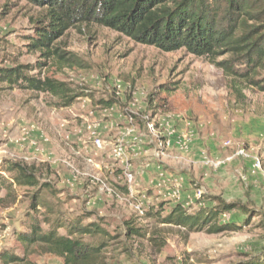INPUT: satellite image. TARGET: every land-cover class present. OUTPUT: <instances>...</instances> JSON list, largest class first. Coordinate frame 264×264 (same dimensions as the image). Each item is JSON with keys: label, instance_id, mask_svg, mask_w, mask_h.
<instances>
[{"label": "rangeland", "instance_id": "1", "mask_svg": "<svg viewBox=\"0 0 264 264\" xmlns=\"http://www.w3.org/2000/svg\"><path fill=\"white\" fill-rule=\"evenodd\" d=\"M44 14L25 1L0 0V70L46 63L27 75L66 83L80 98L64 107L51 95L0 83V167L36 166L65 201L63 213L106 219L116 236L106 264L264 261V93L244 83L240 98L210 59L183 49L165 53L98 26L72 28L56 41L81 65L61 67L27 47ZM257 79L264 80V70ZM111 97L114 106L104 108L100 101ZM216 197L246 205L249 223L237 210L219 222L239 231L186 234L160 222L176 205L194 213L214 207L208 199ZM160 205V217H145ZM29 213L26 190L13 206L0 207V253L24 256L15 236ZM128 223L145 237L127 239ZM151 239L163 241L162 250ZM23 264L63 262L30 253Z\"/></svg>", "mask_w": 264, "mask_h": 264}, {"label": "trees", "instance_id": "2", "mask_svg": "<svg viewBox=\"0 0 264 264\" xmlns=\"http://www.w3.org/2000/svg\"><path fill=\"white\" fill-rule=\"evenodd\" d=\"M17 1H25L45 11L42 19L36 21L34 35L27 47L61 67L81 65L77 56L56 45V41L72 28L98 26L165 53L183 49L197 58L210 59L230 79L240 98L243 95L238 86L244 83L264 93V80L257 79L264 70V0ZM224 56L228 59L218 61ZM44 66L46 63L0 70V83L11 89L51 95L59 100L60 106L70 107L80 95L74 94L66 83L27 75L30 68L41 70ZM160 89L175 90L167 85ZM116 100L111 97L100 104L112 108ZM39 172L36 166L12 161H5L0 167V207L13 206L20 191L26 190L30 209L25 231L15 236L24 256L4 251L0 253V263L23 264L30 253H39L55 256L63 264H106L105 250L116 239L107 227L106 219L97 216L91 220L93 213L76 216L63 213L65 201L59 199L52 183L44 182ZM123 190L127 193V189ZM50 197L54 202L49 200ZM208 200L215 206L188 213L182 205H176L160 222L183 229L186 234L239 231L240 226L219 222L220 216L237 210L246 216V224L249 223L253 211L241 202L227 203L218 197ZM159 207L160 211L145 217H160L163 205ZM42 224H50V229L45 230ZM127 226V239L145 237L143 228H135L132 223ZM60 229H65L66 235H61ZM84 237L95 242H85ZM151 242L158 251L162 250L163 241L151 239ZM238 264H264V261L252 258Z\"/></svg>", "mask_w": 264, "mask_h": 264}, {"label": "built area", "instance_id": "3", "mask_svg": "<svg viewBox=\"0 0 264 264\" xmlns=\"http://www.w3.org/2000/svg\"><path fill=\"white\" fill-rule=\"evenodd\" d=\"M137 209H138L139 213H140L142 216H144L145 213L147 212L146 209H145L144 207H142V206H141V207H138Z\"/></svg>", "mask_w": 264, "mask_h": 264}, {"label": "crops", "instance_id": "4", "mask_svg": "<svg viewBox=\"0 0 264 264\" xmlns=\"http://www.w3.org/2000/svg\"><path fill=\"white\" fill-rule=\"evenodd\" d=\"M130 156V155H129ZM126 158L128 159V157L126 156Z\"/></svg>", "mask_w": 264, "mask_h": 264}]
</instances>
